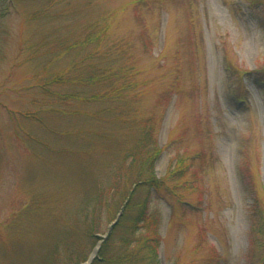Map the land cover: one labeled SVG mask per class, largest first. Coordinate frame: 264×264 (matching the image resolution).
<instances>
[{"label": "rangeland", "instance_id": "1", "mask_svg": "<svg viewBox=\"0 0 264 264\" xmlns=\"http://www.w3.org/2000/svg\"><path fill=\"white\" fill-rule=\"evenodd\" d=\"M95 22L108 24L98 64L131 68L138 91L102 120L90 113L103 102L72 100L64 109L73 115L54 112L61 93H93L66 84L48 96L39 86L88 51L58 45L85 39ZM28 99L50 107V123L21 117ZM147 119L162 148L158 177L180 154L207 155L201 174L170 182L177 194L153 199L158 264H247L249 251L253 264L264 261L249 221L255 204L264 216V0H0V264H47L54 248L66 260L83 205L94 187L106 189ZM105 191L101 237L121 209L120 192Z\"/></svg>", "mask_w": 264, "mask_h": 264}, {"label": "trees", "instance_id": "2", "mask_svg": "<svg viewBox=\"0 0 264 264\" xmlns=\"http://www.w3.org/2000/svg\"><path fill=\"white\" fill-rule=\"evenodd\" d=\"M4 10H8L7 5ZM107 30L108 24L95 22L89 25L88 31L85 33V39L76 42H73L72 39L70 41L65 40L64 43L61 42L58 45L60 47L59 51L62 50L63 52L71 49L82 50L83 46V48L86 46H90V48L80 56H76L75 53L71 54V66L60 75H52L47 83H42L39 87L48 96L54 95L50 88L52 85L85 84L86 87L91 86L94 90H92L93 93L83 94V96L80 95L81 92H84V89L81 88H77L79 90L76 92L59 94L57 106H54L56 111L54 112L73 115L71 110L64 109L65 104L68 105L72 100L84 99L88 102L92 101L91 103L103 102L106 103V106L102 110L90 113L92 119L102 120L103 117L100 114H112L117 110L126 108L127 103L134 97V92L138 91V83L134 81L131 73H129L131 68L121 66L117 69L106 70L105 66L98 64L99 60L96 57L101 56L99 45ZM47 42H44V45ZM30 50L33 51L31 47ZM61 55H64V53ZM23 101L26 102V105L32 107V110L25 108V111L23 109L22 113L24 114L21 117L24 120H30L28 118H33L32 116L37 114L38 119L34 118L35 121L32 123L37 126L41 125L42 121L50 123L48 120H44L42 116L45 113L44 111H50L48 110L50 107H47V110L44 109V106L43 108L37 107L39 103H42L37 99ZM150 121V119H147L144 124L140 125V130L134 138L132 146H125L121 149L119 157L116 159L117 167L113 170L109 182L104 186L106 189L98 186L94 187L93 194L83 205L81 215L74 222L75 225H72L73 231L78 234L79 238L68 252L66 260L62 259L57 249L54 248L47 264H82L100 240L99 248L90 264H158L161 245L160 218L153 208V199L168 200V194H177L174 185L170 182L187 175L190 176V173L193 177L201 174L204 170L205 165L203 163L206 161L207 155L202 151L193 157L180 154L176 157L175 163L169 171L162 177H158L155 171V162L161 154L162 148L157 145L154 136L155 123ZM210 155L212 156L210 159L214 158L212 149ZM215 159L219 161L217 155ZM194 165L197 168H194ZM123 172H127V176L124 177ZM104 191L107 194L109 193L111 197H115V194L120 192V199L118 201L114 200V205L116 204L117 208L123 207V211L119 220L111 226L108 234L101 237L97 235L101 230V211L102 207L108 204L107 200L101 196ZM249 221L253 240L251 242L254 246L256 244V234L261 236L260 241L264 240V216H258L256 204L251 210ZM258 245L259 241H257ZM255 256L254 251H249L247 264H253ZM210 261L194 260L189 264H213ZM258 264H264V261L259 259Z\"/></svg>", "mask_w": 264, "mask_h": 264}, {"label": "water", "instance_id": "3", "mask_svg": "<svg viewBox=\"0 0 264 264\" xmlns=\"http://www.w3.org/2000/svg\"><path fill=\"white\" fill-rule=\"evenodd\" d=\"M122 210H123V208L121 207V209H120L119 212L117 213V216L115 217V219L113 220V222L110 224V228H111V226H113V225L119 220V218H120V216H121V214H122ZM109 231H110V229H109ZM109 231H108V232H109ZM99 245H100V241L97 243V245H96L95 248L93 249L92 254H91L90 257L88 258L86 264H90L91 260L95 257L96 252H97V250H98V248H99Z\"/></svg>", "mask_w": 264, "mask_h": 264}]
</instances>
